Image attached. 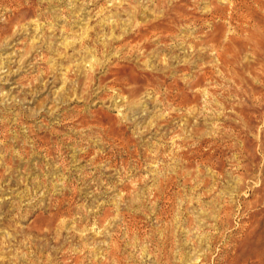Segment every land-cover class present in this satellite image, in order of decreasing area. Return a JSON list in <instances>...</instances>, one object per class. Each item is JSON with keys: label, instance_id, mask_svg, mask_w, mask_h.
I'll return each instance as SVG.
<instances>
[{"label": "rangeland", "instance_id": "374dc122", "mask_svg": "<svg viewBox=\"0 0 264 264\" xmlns=\"http://www.w3.org/2000/svg\"><path fill=\"white\" fill-rule=\"evenodd\" d=\"M10 6L0 264H264V0Z\"/></svg>", "mask_w": 264, "mask_h": 264}, {"label": "bare ground", "instance_id": "6f19581e", "mask_svg": "<svg viewBox=\"0 0 264 264\" xmlns=\"http://www.w3.org/2000/svg\"><path fill=\"white\" fill-rule=\"evenodd\" d=\"M10 1H13V0H0V5L2 6V7H8V6H10ZM208 1V0H207ZM226 4V3H225ZM19 6V5H18ZM22 6V5H21ZM11 7V6H10ZM20 7V6H19ZM14 8V7H13ZM11 9V8H10ZM14 10V9H13ZM211 10V9H210ZM14 12H15V14H17V15H21V7L20 8H17L16 10H14ZM7 13V12H6ZM10 13V12H9ZM27 13V12H26ZM19 22H21V20L19 21ZM9 24V23H8ZM18 24V23H17ZM2 27V26H1ZM156 27H158V26H151V27H149L148 28V30H146L147 32H146V34H142V33H140V35H139V41H140V43H145V42H147L148 40H149V38H150V36L151 35H155V31H156ZM160 28V27H159ZM158 29V28H157ZM157 31H159V30H157ZM7 34H8V32H7ZM0 39H1V36H0ZM157 40V39H156ZM123 41V40H122ZM123 46V45H122ZM186 46V45H185ZM183 47V46H182ZM184 48V47H183ZM147 52V51H146ZM128 53H129V51H128ZM122 54V53H121ZM185 67V66H184ZM232 69V68H231ZM127 70V69H126ZM125 70V71H126ZM194 71V70H193ZM189 77V76H188ZM127 84V83H126ZM150 84V83H149ZM161 87V86H160ZM179 87V86H178ZM200 89V88H199ZM216 90V89H215ZM179 93V92H178ZM155 95V94H154ZM167 96V95H166ZM171 96V95H170ZM140 97V96H139ZM138 97V98H139ZM183 99V98H182ZM123 100V99H122ZM140 101V100H139ZM182 102V101H181ZM134 103V102H133ZM136 108V107H135ZM131 110V109H130ZM144 110V109H143ZM169 110V109H168ZM2 113V112H1ZM53 114V113H52ZM135 115V114H134ZM67 116V115H66ZM83 120V119H82ZM50 122V121H49ZM18 123V122H17ZM166 123V122H165ZM7 126V125H6ZM37 126V125H36ZM7 128V127H6ZM111 128V127H110ZM148 129V128H147ZM6 130V129H5ZM77 130V129H76ZM79 130V129H78ZM135 130V129H134ZM138 130V129H137ZM91 131V130H90ZM140 131V130H139ZM55 132V131H54ZM80 132V131H79ZM64 134V133H63ZM2 135V134H1ZM58 136V135H57ZM142 136V135H141ZM71 138V137H70ZM135 138V137H134ZM45 139V138H44ZM69 140V139H68ZM75 140V139H74ZM83 140V139H82ZM105 140V139H104ZM2 141V140H1ZM101 141V140H100ZM120 142H122V141H120ZM45 143V142H44ZM10 146V145H9ZM23 147H25V146H23ZM27 147V146H26ZM48 147V146H47ZM84 148V147H83ZM145 148V147H144ZM22 149H24V148H22ZM89 149V148H88ZM142 149V148H141ZM13 150V149H12ZM21 150V149H20ZM28 150V149H27ZM23 151V150H22ZM96 151V150H95ZM24 153V152H23ZM46 153V152H45ZM133 153V152H132ZM186 153V152H185ZM78 155V154H77ZM5 157V156H4ZM3 157V158H4ZM38 157V156H37ZM103 157V156H102ZM41 158V157H40ZM47 158V157H46ZM94 159V158H93ZM96 159V158H95ZM100 159H101V157H100ZM3 160V159H2ZM21 160V159H20ZM25 161V160H24ZM94 161V160H93ZM109 161V160H108ZM125 161V160H124ZM139 162V161H138ZM105 163V162H104ZM39 164V163H38ZM2 167V166H1ZM77 167V166H76ZM91 168V167H90ZM122 168V167H121ZM55 169V168H54ZM29 170V169H28ZM30 173V172H29ZM101 173V172H100ZM33 174V173H32ZM52 174V173H51ZM107 175V174H106ZM42 177V176H41ZM72 179V178H71ZM82 180V179H81ZM99 180V179H98ZM101 180V179H100ZM176 182V181H175ZM94 184V183H93ZM143 184V183H142ZM21 185V184H20ZM41 185V184H40ZM73 185V184H72ZM66 186V185H65ZM68 193V192H67ZM72 193V192H71ZM74 195V194H73ZM63 198V197H62ZM64 203V202H63ZM85 206V205H84ZM51 213V212H50ZM65 214V213H64ZM60 215V214H59ZM58 218V217H57ZM114 258V257H113Z\"/></svg>", "mask_w": 264, "mask_h": 264}]
</instances>
